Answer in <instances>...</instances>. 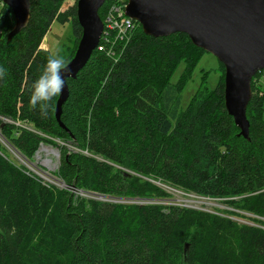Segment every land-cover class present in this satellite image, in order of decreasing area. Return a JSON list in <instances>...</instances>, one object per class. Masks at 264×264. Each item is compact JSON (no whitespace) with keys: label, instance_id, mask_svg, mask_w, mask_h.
<instances>
[{"label":"trees","instance_id":"1","mask_svg":"<svg viewBox=\"0 0 264 264\" xmlns=\"http://www.w3.org/2000/svg\"><path fill=\"white\" fill-rule=\"evenodd\" d=\"M29 1L28 23L10 40L14 19L7 6L0 10V67L7 71L0 135L11 147L32 158L51 143L59 151L56 176L70 189L168 197L159 183L264 217L263 71L251 80L246 139L224 106V66L219 62L216 86L199 88L183 108L181 89L205 51L183 33L147 36L135 21L128 43L108 52L101 38L67 79L61 127L58 96L44 115L31 108L29 89L50 56L40 44L54 21L70 23L77 47L76 5L60 12L64 0ZM108 6L106 0L98 11L102 21ZM177 61L184 69L172 82ZM0 264H264V229L179 206L85 199L41 183L0 144Z\"/></svg>","mask_w":264,"mask_h":264},{"label":"water","instance_id":"2","mask_svg":"<svg viewBox=\"0 0 264 264\" xmlns=\"http://www.w3.org/2000/svg\"><path fill=\"white\" fill-rule=\"evenodd\" d=\"M106 0H76V18L81 35L67 67L73 79L97 48L103 31L98 15ZM14 19L7 34L10 40L29 19V0H0ZM125 15L153 38L176 33L212 54L224 66V106L239 135L248 138L246 109L251 98V80L264 69V0H127ZM68 97L65 86L58 96L55 118L60 122L62 104ZM58 152V150L56 149Z\"/></svg>","mask_w":264,"mask_h":264},{"label":"rangeland","instance_id":"3","mask_svg":"<svg viewBox=\"0 0 264 264\" xmlns=\"http://www.w3.org/2000/svg\"><path fill=\"white\" fill-rule=\"evenodd\" d=\"M75 3L76 0H64L60 7V12L67 11ZM1 8L2 6L0 5V10ZM75 47L76 40L73 38V33L69 22L61 24L54 21L40 44V48L47 50L50 56L59 55L64 59L70 55L71 51L75 49ZM183 69L184 63L182 61H177L174 68V74L171 77L172 82H176L181 77ZM220 80L221 70L216 57L210 53H201L194 61L189 74L187 75V80L181 89V106L183 108L188 106L199 88H202L206 92L211 91ZM260 82L262 88L260 95L264 96V77H261ZM50 140L60 146L65 145L64 142L58 139L50 138ZM0 144L6 149L7 155L10 157V159H12L17 165L25 167L27 173L37 178L41 183L46 185L48 184L58 189L70 191L74 193V195L83 197L85 199L106 200L124 204L149 202L155 204L157 203L163 206L172 205L213 214H221L223 216H228L232 220L242 223L249 221L246 219V215L244 214L247 212H243L225 205L218 199H207L206 197H200L197 195L194 196V194H188L178 189L165 187L159 183H157V186L162 188L169 195L168 197L147 200L137 198L115 199L104 198L102 195L95 192L70 189L56 176L57 167L59 164V151L57 152V148L51 145V143H41L32 158H26L23 156L21 153L11 147L1 135Z\"/></svg>","mask_w":264,"mask_h":264},{"label":"clouds","instance_id":"4","mask_svg":"<svg viewBox=\"0 0 264 264\" xmlns=\"http://www.w3.org/2000/svg\"><path fill=\"white\" fill-rule=\"evenodd\" d=\"M68 62L62 56H49L41 75L33 82L29 91V104L31 108L39 107L42 114L46 115L48 107L54 97L62 94L66 78L70 76ZM7 75L5 68L0 67V80Z\"/></svg>","mask_w":264,"mask_h":264},{"label":"built area","instance_id":"5","mask_svg":"<svg viewBox=\"0 0 264 264\" xmlns=\"http://www.w3.org/2000/svg\"><path fill=\"white\" fill-rule=\"evenodd\" d=\"M108 2L109 6L106 11L104 20L102 21L103 31L100 39L102 38V41L108 46L125 45L132 37L135 29V21L125 15L127 0H108ZM0 5L3 7V4L1 2ZM1 33L2 31L0 30V35ZM110 46L108 52H111ZM101 47H103V45ZM261 71H263L264 77V69ZM13 153L16 154L15 152ZM244 214L246 215V219L249 220L245 224L255 225L264 229V217L256 216L250 213ZM252 219L258 220L260 221V223L253 222Z\"/></svg>","mask_w":264,"mask_h":264},{"label":"bare ground","instance_id":"6","mask_svg":"<svg viewBox=\"0 0 264 264\" xmlns=\"http://www.w3.org/2000/svg\"><path fill=\"white\" fill-rule=\"evenodd\" d=\"M39 153V152H38Z\"/></svg>","mask_w":264,"mask_h":264}]
</instances>
